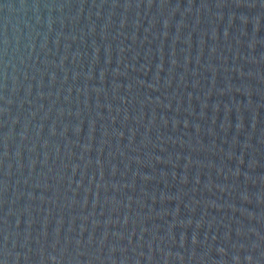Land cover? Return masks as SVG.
<instances>
[{
	"label": "water",
	"instance_id": "95a60500",
	"mask_svg": "<svg viewBox=\"0 0 264 264\" xmlns=\"http://www.w3.org/2000/svg\"><path fill=\"white\" fill-rule=\"evenodd\" d=\"M0 264H264V0H0Z\"/></svg>",
	"mask_w": 264,
	"mask_h": 264
}]
</instances>
